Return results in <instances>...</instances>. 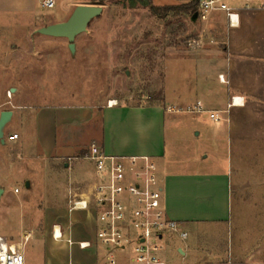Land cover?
<instances>
[{
    "label": "rangeland",
    "instance_id": "374dc122",
    "mask_svg": "<svg viewBox=\"0 0 264 264\" xmlns=\"http://www.w3.org/2000/svg\"><path fill=\"white\" fill-rule=\"evenodd\" d=\"M79 2L91 5L93 1ZM177 2L161 0L155 4H183ZM76 3L57 0L55 8L46 9L40 0H0V115L3 111H13V119L5 129L6 136L12 137L15 132L21 134L16 142L2 144L0 141V189L13 193L8 196L11 202L5 200L4 192L0 198V235L16 242L22 240L23 233L33 231L27 246V251H33V257L28 256V264L95 260L88 251L77 247L70 249L64 240L56 241L52 231L56 224L64 226L68 221L69 184L84 189L85 184L96 180V164L83 158L89 151V142L100 134V115L105 129L102 138L108 142V152L127 154L138 150L144 141L131 123L152 126L151 150L156 148L155 141H158L165 154L156 161L160 176L168 171L191 174L196 170L192 164L194 153L200 156L203 149H216L212 142L206 143L203 128L225 125L223 121L212 120L209 113L169 112L163 117L162 111L161 115L152 112L154 106H162L167 111L171 105H181L173 101L174 96L177 90L190 84L193 58L200 51L215 47V44L204 43L199 47L189 45L192 40L205 38V34L202 28L192 26L188 15L170 13L163 18L143 5L133 7L126 0H104L103 13L91 22L87 32L77 37L73 54L68 39L42 35L37 30L67 20ZM234 6L242 8L243 1L239 0ZM214 19L228 24L223 11L211 13L207 20ZM248 23L243 24L241 31L246 42L252 43L249 45H253V55L242 60L245 63L240 65H235L232 57L236 61L241 57L234 54L223 61L229 69L244 66L253 77L251 81L264 91V12L257 13ZM219 47L223 50L221 45ZM221 62L213 60L207 68L215 71ZM111 100H116L119 106L109 109L107 105ZM50 109H90L95 114L91 124H84L85 130L91 131L85 137L89 144L83 154L82 151L73 154V171H66L61 164L56 166L47 159L48 152L34 143L33 133L32 139L26 137V130L36 125L37 115ZM233 115L242 124L239 127L242 137L229 134L225 128L222 142L214 144L219 145L220 150L213 152L215 155H211L208 163L216 161L234 177L244 179L248 188L234 194L230 222L218 230L210 229L213 244L220 246L241 230L254 228L257 219L264 214L263 199L259 200L263 188L257 185L264 175H258L255 183L249 176L252 171L264 174V136L256 138L257 134L264 133V113L258 112L256 126L246 125L245 115L237 109H233ZM198 123L201 136L197 135L200 132ZM82 128L83 125H75L78 134L83 132ZM56 129L57 135L62 134V125ZM141 133L147 132L142 130ZM28 182L30 187H27ZM73 216L92 219L97 228L95 208L75 211ZM83 226L76 237L92 235L93 232ZM192 228V240L203 242L204 230ZM170 241L165 243L168 259L174 254L175 241Z\"/></svg>",
    "mask_w": 264,
    "mask_h": 264
},
{
    "label": "crops",
    "instance_id": "0c3cea01",
    "mask_svg": "<svg viewBox=\"0 0 264 264\" xmlns=\"http://www.w3.org/2000/svg\"><path fill=\"white\" fill-rule=\"evenodd\" d=\"M73 1L74 3H76V1L78 2L74 4V8L79 4H83L79 2L80 0ZM153 1L155 3L156 1L161 0ZM176 1L184 3L187 0ZM227 1H229V4L234 6L239 0ZM166 5L171 4H163L158 6ZM239 11L241 23L238 27H230L229 24L224 25L216 19L212 21H201L200 19H194L193 17L189 16L192 26H198L202 28V32L205 34L206 38L205 39L204 37H201L202 41H204L203 43L209 45L215 44V47H208L209 49L200 51V53L193 58L194 66L193 77L191 78L192 80L190 84L186 86V88L176 91L173 101L181 105L202 101L209 111H223L224 119L221 121L225 122V125L212 126V129L211 126H205L203 128L207 136L205 140L206 143L208 144L209 142H212V147L216 149L210 148V151L209 149H203L202 152H200V156H197V154L194 153V161L192 164L195 166L196 170L191 171V174H179L174 171H168L163 176H160L159 174L162 186L164 188L163 204L166 207L164 208L167 214L169 217L182 222L185 225V229L189 232V239L187 243H181L178 239H171V241H175L172 245L174 246V254H171L168 257L174 263L185 261L187 264L201 262L224 264L231 258L236 264H264V214L260 215V218L257 219L254 228L251 227L241 230L238 232L236 237L232 236L230 241L228 239L225 245H222L223 242L221 243V246L217 243L213 244L214 237L210 232L211 228L218 230L221 227H224L227 222H230L231 205L234 194L241 193L245 188H248L244 179L239 176L234 177L233 174L229 173L224 167L222 168L219 166L216 161H211L208 163V161L211 159V155H215L213 152L220 150L219 145L214 146V144H219L222 142L225 128H227L229 134L231 133L237 137L243 135V132H240L239 128L242 124H240L239 120L236 119V116L233 115V109H237L241 114L245 115L244 123L246 125L256 126L258 112L264 113V91L259 89L258 86H256L251 81L253 79L251 73L245 71L244 66H242V68L237 67L236 69H229L228 65H226V63L223 61V59H227L228 61L230 56L232 57L234 54L237 57H241V60L239 61L234 60L232 57L235 65H240L241 63H245L241 62L242 60L248 58L250 55H253V52H251L253 45H249L252 43L246 42L244 36L242 35L241 29L244 23L249 24L248 22L252 21L257 13L264 11H248L243 10L242 8H239ZM218 45H221L223 50H220L219 48L221 47ZM218 59L219 61H222V65L218 66L215 71L211 70V68H207L208 65L210 66L212 64L213 60L218 61ZM221 75L224 76L225 82L220 80ZM181 78L184 79L185 77H183L181 74ZM233 96L244 97L245 104L235 105L229 108L228 105L231 102ZM116 106H119V104L113 106L107 105L109 109H112ZM127 108H133L134 110L139 111L144 109L143 107ZM161 111L163 117H165L166 114H169V112L165 111L162 106L152 107V112L155 114L158 113L161 115ZM206 113L208 112L199 114L204 115ZM94 115L95 114H93V110L90 109H85L84 111L70 109L44 110L37 115L38 117L36 125L33 123L34 126L31 125V129L29 131L26 130L25 134L29 140L32 136L35 137L33 138L34 143L41 146L44 151H47L49 156L52 155L46 158L50 159L51 162L53 161L52 163L56 166L61 164L66 171L74 170V161L71 160L74 157L73 154H75L77 151H82L81 154H83L84 151H86L84 150L85 147L88 146L89 143H91L90 146L93 143H97L108 155H149L153 157L155 161L165 157L164 149H162V146L158 143V141H155L156 148L151 150V145L154 143V140L149 139V135L153 136L154 134L152 126L146 127L147 123L142 124L129 122L132 124L133 130L137 134L142 135V140L144 143L140 145L138 150H132L127 154L114 153L113 151L108 152V142L102 138L105 129L103 128L104 122L101 115L100 126L98 128L100 133L99 136L95 135L96 137H94L91 142H86L85 137L91 131H87V129L85 130L84 124H91L93 122V118L95 117ZM76 124H79V126L83 125L84 129L82 128V133H77L78 130L75 129ZM60 125L63 126V132L62 134L57 135L56 127ZM197 126V128L200 129V132H198L197 135L201 136L202 129L200 128V123H198ZM123 129L128 128L123 127ZM142 130L146 131L147 133L143 135V133H141ZM14 134H17L18 137L16 139H11V137L6 136L5 131V143H7V141L13 143L20 139V133L15 132L11 135ZM31 134L32 136H30ZM260 135L264 136V133L257 134L256 138H258ZM69 158L70 160H68ZM257 172L258 171H252L249 173V176L255 179L254 183L258 181V175H264L263 173L261 174ZM257 185L263 188L262 194L259 196V200L263 199L262 201L264 202V179H259ZM4 193L5 200H7V202H11L8 196L13 193H10V190L7 189H4ZM192 197L193 199L190 200ZM262 207H264V204ZM73 213H70L67 210L68 221H66L64 226L56 224L63 232V240L67 243V239L70 237L79 241L91 239L94 236L96 230L95 221L92 219L89 221L88 218L84 219V216L78 218L73 216ZM82 226L84 229L86 228L89 230L90 233L93 232L92 235L88 236L87 233L86 236L76 237V234L81 232L79 229H82ZM192 226L204 230L205 239L203 242L192 240L190 232V229L191 231H194ZM28 232L29 231L26 233ZM26 233H23L22 240L20 241L15 242L9 240L8 237L6 238L12 243L22 244L28 261L29 255L30 257H33V251H27V246L33 237H31L28 242H25L24 238ZM31 233L33 235V231H31ZM55 240L63 241L57 239ZM227 246L228 248L226 249ZM88 253L95 260H91L92 262L87 261V263H95L97 261V250H88ZM53 257L54 256L51 258L53 259ZM68 263L69 260L67 264Z\"/></svg>",
    "mask_w": 264,
    "mask_h": 264
},
{
    "label": "built area",
    "instance_id": "2783aa9c",
    "mask_svg": "<svg viewBox=\"0 0 264 264\" xmlns=\"http://www.w3.org/2000/svg\"><path fill=\"white\" fill-rule=\"evenodd\" d=\"M46 9H53L57 0H40ZM243 10H263L264 0H243ZM215 11L226 14L230 27H238L241 23L238 7L230 5L227 0H200L198 19L206 21ZM202 39L189 42L191 47H199ZM220 80L225 82L223 75ZM111 100L109 106L117 105ZM245 98L233 96L229 108L244 105ZM171 113H204L208 112L214 121L224 119L223 111H209L202 101L185 105H171L167 108ZM14 134L11 139H16ZM96 164V180L81 187H68V211L97 210V228L94 236L88 240L68 238L71 249L77 247L81 251L97 250V261L93 264H176L165 255L166 242L178 239L187 243L189 232L185 225L167 214L163 200L162 186L158 165L149 155L118 156L108 155L97 144L93 143L84 157ZM80 189V191H79ZM19 192V189L16 190ZM54 238L63 240L60 227L55 225ZM32 233L25 234V242ZM0 264H27L22 244L12 243L0 236ZM68 264H90L84 261L70 260ZM178 264H187L185 261ZM195 264H212L201 262ZM224 264H236L230 258Z\"/></svg>",
    "mask_w": 264,
    "mask_h": 264
},
{
    "label": "water",
    "instance_id": "95a60500",
    "mask_svg": "<svg viewBox=\"0 0 264 264\" xmlns=\"http://www.w3.org/2000/svg\"><path fill=\"white\" fill-rule=\"evenodd\" d=\"M103 10L104 7L100 5H77L67 20L41 27L37 32L46 36L68 39L69 47L74 54L77 48V37L88 31L91 22L99 17L103 13ZM193 18L198 19V13ZM15 90V88H12V91ZM12 116L13 111L11 110L3 111L0 116V141L3 144L6 142L5 128L11 121ZM27 187H30L29 182L27 183ZM3 192L4 189H0V198Z\"/></svg>",
    "mask_w": 264,
    "mask_h": 264
},
{
    "label": "trees",
    "instance_id": "16d2710c",
    "mask_svg": "<svg viewBox=\"0 0 264 264\" xmlns=\"http://www.w3.org/2000/svg\"><path fill=\"white\" fill-rule=\"evenodd\" d=\"M131 6L135 7L137 5H143L149 7L151 11L159 16V17H167L170 13L175 15H188L190 17H194V15L198 12V6L200 0H187L182 5H166V6H158L154 3L153 0H126ZM93 5H104V0H94L92 2Z\"/></svg>",
    "mask_w": 264,
    "mask_h": 264
}]
</instances>
